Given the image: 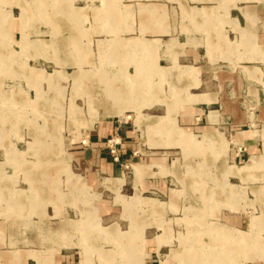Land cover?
Returning a JSON list of instances; mask_svg holds the SVG:
<instances>
[{
    "label": "rangeland",
    "instance_id": "374dc122",
    "mask_svg": "<svg viewBox=\"0 0 264 264\" xmlns=\"http://www.w3.org/2000/svg\"><path fill=\"white\" fill-rule=\"evenodd\" d=\"M24 1L30 6L27 20L19 17ZM103 3L0 0V10L9 9V17L15 18L8 30L3 26L8 18L0 14V216L15 223L5 230L0 249H38L42 256L51 255L53 264H264V119L256 117L255 103H243L250 117L242 126L234 125L232 116L217 120L214 106H208L205 110L211 109L208 116L215 122L197 120L193 125L217 130L184 128L176 119V112L184 109V94L170 90L179 84L177 62H189L172 55L185 45L216 40L217 31L233 46L251 33L260 46L255 51L264 50V0H120L134 8V28L116 31L98 29L108 23L95 16ZM149 3L158 12L148 14L145 22L151 27L142 32L137 25L145 12L139 5ZM40 4L45 14L38 12ZM76 7L82 11L80 19L74 17ZM206 10L213 11V19L203 16ZM245 10L253 16H245ZM154 16L161 17L166 30L152 29ZM240 28H248L249 34L242 36ZM118 34L158 43L157 63L164 66L166 81L161 78L152 85L157 93L149 88L142 92L125 75L137 76L135 64L126 65L123 59L125 47H117L122 58L101 57L100 42ZM146 50L142 48V55ZM251 64L264 71V61L242 60L231 67L240 71ZM148 72L151 80L158 79ZM243 94L244 102L251 99ZM103 118L132 133L121 134V143L131 145L122 158L117 148L125 145L114 141L115 131L106 139L124 176L118 192L106 185L109 178L103 179L104 185L86 187L82 154H77L87 146L89 129ZM242 129L254 135L251 149L241 142ZM47 159L53 164L40 167L45 176L39 183L44 187L41 199L28 170ZM158 161L170 170L159 173ZM146 168L144 177L157 171L150 179L161 185L140 187L132 195L135 170L142 177ZM19 202L22 215L12 210L20 209ZM120 240H129L130 246L123 247Z\"/></svg>",
    "mask_w": 264,
    "mask_h": 264
},
{
    "label": "crops",
    "instance_id": "0c3cea01",
    "mask_svg": "<svg viewBox=\"0 0 264 264\" xmlns=\"http://www.w3.org/2000/svg\"><path fill=\"white\" fill-rule=\"evenodd\" d=\"M14 2L20 4V0H14ZM103 2L104 3L102 4L101 8L95 11V16L101 19L102 21L108 20L106 21L108 23H102L98 25V29L104 27L106 31H116V28L118 29L121 28L122 30L134 28L133 20L135 17L134 16L135 12L131 4L120 3V0H103ZM28 3L29 1L26 2L24 1L23 3L20 4L21 13L19 17L22 18V20L25 19L27 20L26 11L30 7ZM41 5L42 4H40V6L38 5L37 10L38 12L40 10L41 12L44 13V8ZM139 6H140L139 11L143 10L145 12V17L144 19H141L140 24H138L137 26L143 32L144 30H147L149 27H151L150 25H147V23L145 22V20L148 18V14L153 15L158 12V9L153 3H149L147 5L140 4ZM78 7L81 8L83 7V5L80 6L78 5ZM80 8L76 7L73 10L75 15L74 17H77L79 19L82 17L81 15L82 11L80 10ZM203 13H204L203 16L208 17V19L210 20L213 19L214 17V15L212 14L213 11L211 10L209 11L206 10ZM0 14H5L8 18V23L6 21L7 25L4 24L3 26L5 28L8 27V30L9 27L11 29L15 25L14 23L15 18L14 19L11 18L12 15L10 10L2 8L0 10ZM244 14L248 18H251V16H253V14L249 13L246 10L244 11ZM9 15L11 17H9ZM158 16L157 17L154 16V18L156 19L155 21L156 26H154V28L152 29L154 31L166 30L165 28L167 25L164 24L163 26L162 23L160 24L161 17ZM110 20L112 22H110ZM247 29L240 28V30L242 31L241 32L242 36L246 33L249 34ZM246 38L248 39L242 38L240 42L235 43L233 46L232 44L233 42L231 43V41H228L225 38L224 33L221 32L219 33V31H217L216 40L209 39L205 43V45L203 44L204 46L202 44L185 45L182 48V50L179 51V53L176 52V54L172 55L175 58L177 57L178 54L179 60L189 61L188 63L177 62V65L175 66H177L178 71L181 73L178 75L180 78L178 80L179 84L178 85L173 84V87L172 86L170 87V90H172L173 92L184 94L181 95L182 99L180 102V104H184V109H180L179 112H176V119L178 123L182 124V127L184 126V128L188 127L195 129L198 128L201 129L202 131L205 130V132H210V131L212 132L213 130H217L214 126L209 124L193 125L199 122L197 120H201L206 123H214L215 121H211L208 116V113L211 109L215 110L217 114V120L219 118V121H222V119H224L225 117L231 118L232 116L234 125L242 126L247 120V116H249V114H247V112L244 109L243 103H255V108L257 109L256 117L264 119V71L262 67L257 64H253V65L251 64L249 66H244L243 69H240V71H237L233 67H231V62L237 64V62L242 60L264 61L263 59H260V58H264V50L260 48L258 49V51L260 52L255 51V48L260 46L256 43L253 35H251L250 33L249 37ZM173 43H176L175 39ZM183 43L184 42L179 41V44L183 45ZM100 44L101 47L98 51L100 52L101 57L103 58L105 57V59L106 56L109 54H113V55L115 54L117 58H122L121 56L117 55L118 53L117 47H122V48L125 47L123 59L126 62V65L129 63L135 64L137 69L136 70L137 76L134 78L133 74H129L126 72L125 75L134 79V81L138 83V87L139 88L141 87L140 89L142 90V92H146V88H149L150 93H157L156 90H152V85L153 84L156 85L157 81L161 78H163L164 81H166L164 76L161 75L164 72V66L157 63V57H158L156 52L158 46L157 42L143 40L140 39V37L134 35L121 37L118 34L115 35L113 38L108 39L107 42L106 41L100 42ZM240 45L243 46L241 47L242 49L238 48V46ZM75 46H77L76 43ZM201 46H203L206 51L205 52L207 57L206 60L202 57L203 54H201L200 52ZM142 48L147 49L146 54L144 53L142 55ZM252 56H256L259 58L250 59V57ZM85 60L86 61L88 60V56H85ZM218 60H221L223 62L225 60L227 63L221 64ZM188 66L192 67L193 69L191 71L183 70L184 67H188ZM148 70L149 71L152 70V73H156V75H158V79H154V81L151 80ZM252 71L255 72L252 73ZM148 84H151V87L150 86L146 87ZM137 89L138 88H136V90ZM243 93H246L245 96L246 98H248V95L250 94L251 99L250 100L248 99L246 102H244L242 100V98L244 97ZM189 94H192L193 96ZM208 106H214V107L206 112L205 107ZM168 107L169 104H167V109ZM121 108H123V106H121ZM0 118L3 119V117ZM229 127H230L229 132L231 134V123L229 124ZM119 128L121 129V131L119 130ZM113 131H115L116 136L118 137V140L114 138V141L116 143L119 142L118 144L121 143V134L125 137L131 136L132 134L130 133L131 130L125 129L122 125L117 124L116 121H112L111 119H106V118L99 119L95 124H93V126L89 129L87 133V138L85 140L87 146H84V148L80 149L79 152L77 153L79 154V156L82 154V158L80 157L79 161L81 168L86 174V179H85L86 187L89 186L96 187L97 185H102V184L104 185L103 179L108 180L109 178L108 184L106 185H108L110 188H114L115 191H117L116 189L118 187V191H119L120 189H122V186L125 183L124 176L122 175L123 173L120 170L119 158L116 159L113 157V153H111L109 147H107L106 144L107 136L110 133L112 134ZM242 131H249V129H242L241 131H239L240 133L239 136L241 138V142H245L248 145L247 146L248 149H251L253 145H255L254 135L250 134V131L249 133H247V135L246 134L244 135L242 134ZM175 137L173 138L174 141L177 140ZM173 140L172 143L174 142ZM124 145L125 147L123 149L117 148L118 155L121 158L122 155L124 154L123 152H125L126 150V147L129 148L131 146L130 143L127 142L121 143L119 146H124ZM39 148H40L39 146L35 147L36 150H39ZM59 152H61V149H59ZM47 163L53 164V161H51V159H47L44 160V162L43 161L35 162L34 167L31 170H28L29 171L28 173L32 175V179L34 182V185L32 187L33 189H36V192L40 198L43 197L41 191H43L44 187L40 186L39 183H41L45 179L44 178L45 176L43 175L44 173L43 171L40 170V167ZM157 164L159 166V171H158L159 173L164 174L167 173L168 170H170L161 161H158ZM147 165H151V164H147ZM148 169L149 168H146V171L143 173L142 177H139L137 171L135 170L137 183L134 184L132 183L131 185L133 189L132 195H135L137 192H140V187L157 188L158 185H161L158 182L156 183L155 179L154 180L150 179V177L154 176V175L151 176L150 174L157 171L152 170L151 173L149 172L148 173L149 176H147L149 177V179L148 178L146 179V177H144ZM77 179L80 180V178L78 177ZM118 179H123V181L119 183ZM14 193L12 192L10 195L13 196V199H14V195H16ZM122 194L126 195L125 193ZM17 196H20V194ZM142 196L147 197L144 195ZM139 197L140 196H137L135 199H140ZM148 201L150 202L151 199H145L144 203L145 202L149 203ZM19 205H21L20 209L19 207L13 209L11 207V209L16 214L22 215L21 213L23 210L22 202H19ZM42 215H44V212ZM48 216H51V214H49ZM112 223L114 222L112 221L110 224ZM9 225L10 226L15 225L13 219L9 221L6 216L4 217L0 216V247L4 242L2 239L3 234L5 233V230L9 228L8 227ZM83 229H84L83 227L82 229L80 228V231L83 232ZM120 243L123 245V247L128 244L130 246L129 240H120ZM158 246L159 244L154 248H157ZM126 252L133 253V249L127 247ZM37 255H41L38 249H29V248L0 249V264H7L6 262H10L11 264H17V263L28 264L29 261H36V264H53L52 263L53 257L51 255H44V256L41 255L40 257H38Z\"/></svg>",
    "mask_w": 264,
    "mask_h": 264
},
{
    "label": "bare ground",
    "instance_id": "6f19581e",
    "mask_svg": "<svg viewBox=\"0 0 264 264\" xmlns=\"http://www.w3.org/2000/svg\"><path fill=\"white\" fill-rule=\"evenodd\" d=\"M212 232H213V230H212ZM228 246V245H227ZM186 252V251H185ZM226 260V259H225ZM19 262H20V260H19ZM198 262V261H197Z\"/></svg>",
    "mask_w": 264,
    "mask_h": 264
},
{
    "label": "built area",
    "instance_id": "2783aa9c",
    "mask_svg": "<svg viewBox=\"0 0 264 264\" xmlns=\"http://www.w3.org/2000/svg\"><path fill=\"white\" fill-rule=\"evenodd\" d=\"M112 140V139H111Z\"/></svg>",
    "mask_w": 264,
    "mask_h": 264
}]
</instances>
